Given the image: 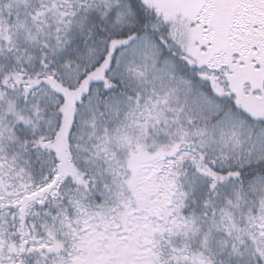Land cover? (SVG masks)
Here are the masks:
<instances>
[{"label": "snow or ice", "instance_id": "obj_1", "mask_svg": "<svg viewBox=\"0 0 264 264\" xmlns=\"http://www.w3.org/2000/svg\"><path fill=\"white\" fill-rule=\"evenodd\" d=\"M0 264H264V0H0Z\"/></svg>", "mask_w": 264, "mask_h": 264}]
</instances>
